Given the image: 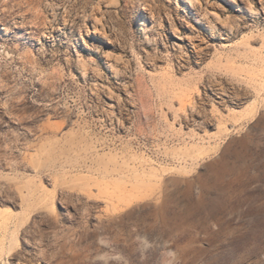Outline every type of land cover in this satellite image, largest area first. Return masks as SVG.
Segmentation results:
<instances>
[{"label":"rangeland","instance_id":"obj_1","mask_svg":"<svg viewBox=\"0 0 264 264\" xmlns=\"http://www.w3.org/2000/svg\"><path fill=\"white\" fill-rule=\"evenodd\" d=\"M117 1L0 0V264H264V0Z\"/></svg>","mask_w":264,"mask_h":264},{"label":"bare ground","instance_id":"obj_2","mask_svg":"<svg viewBox=\"0 0 264 264\" xmlns=\"http://www.w3.org/2000/svg\"><path fill=\"white\" fill-rule=\"evenodd\" d=\"M116 2H118L117 0H115ZM226 3L228 2H230V4L232 3V4H236V1L235 0H224ZM188 2L193 6V7H195L197 4H199L200 2H199V0H188ZM118 4V3H117ZM194 4H196V5H194ZM246 7H247V9L249 10V11H253V8L249 5V3L246 5ZM118 119V118H117ZM122 125V124H121Z\"/></svg>","mask_w":264,"mask_h":264}]
</instances>
